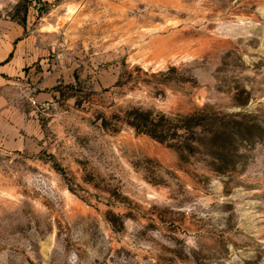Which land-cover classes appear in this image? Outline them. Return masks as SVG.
<instances>
[{"label": "rangeland", "instance_id": "rangeland-1", "mask_svg": "<svg viewBox=\"0 0 264 264\" xmlns=\"http://www.w3.org/2000/svg\"><path fill=\"white\" fill-rule=\"evenodd\" d=\"M18 1L0 0V264H264V0H33L25 28ZM205 106L258 126L234 171L132 125Z\"/></svg>", "mask_w": 264, "mask_h": 264}, {"label": "trees", "instance_id": "trees-1", "mask_svg": "<svg viewBox=\"0 0 264 264\" xmlns=\"http://www.w3.org/2000/svg\"><path fill=\"white\" fill-rule=\"evenodd\" d=\"M32 1H18L11 10L10 19L25 28L27 12L32 6ZM36 1L47 5L42 0ZM47 11L46 7L37 8L38 15ZM137 115L133 126H143L148 135L160 142L182 139L183 144L178 147L180 151L189 152L194 148L192 139L199 141L205 151L203 154L216 162V171L220 173L237 169L238 163L244 158L240 148H244L245 142L253 137L247 132L248 129H258L257 125H250L248 122L247 117L250 114L221 113L208 106L187 115L154 116L151 111H140ZM197 131L199 134H196ZM195 136L196 138H193Z\"/></svg>", "mask_w": 264, "mask_h": 264}, {"label": "water", "instance_id": "water-1", "mask_svg": "<svg viewBox=\"0 0 264 264\" xmlns=\"http://www.w3.org/2000/svg\"><path fill=\"white\" fill-rule=\"evenodd\" d=\"M142 130H143V128H140V129H139V132H142Z\"/></svg>", "mask_w": 264, "mask_h": 264}]
</instances>
